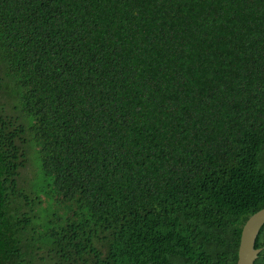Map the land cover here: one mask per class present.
I'll list each match as a JSON object with an SVG mask.
<instances>
[{
    "label": "trees",
    "instance_id": "obj_1",
    "mask_svg": "<svg viewBox=\"0 0 264 264\" xmlns=\"http://www.w3.org/2000/svg\"><path fill=\"white\" fill-rule=\"evenodd\" d=\"M263 208L264 0H0V264H236Z\"/></svg>",
    "mask_w": 264,
    "mask_h": 264
},
{
    "label": "water",
    "instance_id": "obj_2",
    "mask_svg": "<svg viewBox=\"0 0 264 264\" xmlns=\"http://www.w3.org/2000/svg\"><path fill=\"white\" fill-rule=\"evenodd\" d=\"M264 225V208L254 213L241 230L236 264H254L264 249H256V238Z\"/></svg>",
    "mask_w": 264,
    "mask_h": 264
}]
</instances>
